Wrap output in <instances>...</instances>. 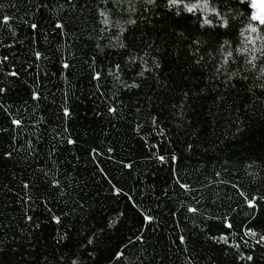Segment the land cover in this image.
Masks as SVG:
<instances>
[{"label": "trees", "instance_id": "obj_1", "mask_svg": "<svg viewBox=\"0 0 264 264\" xmlns=\"http://www.w3.org/2000/svg\"><path fill=\"white\" fill-rule=\"evenodd\" d=\"M98 2L88 0L85 7L79 0L76 8L52 13L40 5L64 0H0L5 5L0 25L6 14L16 32L13 37L4 25L0 34V59L10 57L0 64V79L13 66L19 70L13 99L5 102L13 116L24 117L13 140L17 126L0 108V129H6L0 131V224L8 226L0 230V264H69L73 259L77 264H250L248 254L264 259L260 246L246 252L237 239L247 227L260 232L264 223V170L256 167L264 163V90L255 87L264 80L214 79L209 48L195 42L204 34L195 29L181 34L183 28L152 12L127 26L120 40L126 49L109 47L118 29L101 35ZM33 15L40 21L37 30L30 27ZM56 16L66 21L64 29L56 28ZM234 38L230 30L220 39ZM35 51L47 59H36ZM131 55L148 60L152 71L146 78L137 76L143 64L130 61ZM235 67L223 71L230 74ZM95 71L101 72L98 80L92 78ZM134 79L140 88L124 89ZM33 90L40 94L36 100ZM113 99L117 111L108 113ZM64 106L71 115L63 114ZM69 138L75 143L68 144ZM6 151L12 156L4 157ZM154 154L169 160L162 164ZM172 154L176 161L170 160ZM41 169L61 185L25 189L23 183L31 184ZM182 183L190 185L187 192ZM113 186L122 191L116 194ZM25 194L33 197L32 222L23 220ZM196 201L199 212L189 213L186 205ZM145 214L154 219L144 220ZM52 216H60V222ZM111 220L117 223L108 227ZM26 225L34 233L30 241L18 238ZM100 230L94 250L86 240ZM117 251L122 258H116Z\"/></svg>", "mask_w": 264, "mask_h": 264}, {"label": "snow or ice", "instance_id": "obj_2", "mask_svg": "<svg viewBox=\"0 0 264 264\" xmlns=\"http://www.w3.org/2000/svg\"><path fill=\"white\" fill-rule=\"evenodd\" d=\"M88 0H85V7H87ZM111 4L112 7L109 8L108 5ZM162 5V7H161ZM44 8H48L50 12H62L65 7L70 6L71 8H76L79 6V0H64V3H60L58 5L50 6L48 3H44L40 5ZM97 7L99 23L101 25L99 31L101 35H104L109 32L110 29H118V32L115 36H112L109 40V47H119L122 49H126L127 45L125 43L120 42L121 37H123L128 31L129 28L127 26H135L138 24L140 20L145 19L144 14L152 12L154 15L159 14L160 18L166 21L168 24L173 26H179L183 28V33H188L191 29H195L197 32H202L204 35L197 41V44H201L204 47L209 48L207 53L208 59L214 61V74L213 78L219 80L222 75L226 76V80L224 82H228L233 80L234 77L240 76L244 81L253 80L261 81L264 80V3H258L257 0H251V5L247 4V0H99V2L95 5ZM5 5L0 4V9H3ZM249 12L251 15L249 17ZM11 19L8 15H3L4 25H7L9 31L13 37H15L16 32L15 29L8 24ZM195 21V23H188L189 21ZM184 21L183 24L180 22ZM25 25H29L28 20H24ZM40 21L36 19L35 15L32 16V22L30 23V27L33 30L38 29ZM66 21L61 19L59 16L55 18V26L58 29L65 28ZM4 25H0V34L3 33ZM235 32V38L231 41L229 39H223L221 41V37L226 35L229 31ZM215 33V35H213ZM205 36L207 37L205 39ZM135 38V32L132 31V37ZM116 41V43H113ZM99 48L100 45L98 44ZM151 47V46H149ZM103 51V48H101ZM147 55V53H145ZM34 57L36 59H47V57L43 56L42 52L35 51ZM10 57L8 55H4L2 59H0V64H3L5 61H8ZM128 59L132 62H136L138 59L142 62L143 68L141 71L137 73V76L144 79L145 73L148 71H152L149 67V62L144 58V56L137 57L136 55H131ZM152 64L155 69H159L161 65L159 64L156 57H152ZM204 60V57H201L200 60L196 61L197 64H200ZM64 67H69L67 61H62ZM236 65V67L231 71V73L224 72L225 66ZM6 68L7 65H4ZM116 70V80L118 82L121 81V77L119 75V71L121 69L120 64L114 65ZM135 71V69H132ZM2 71V70H0ZM112 67L109 68V74H112ZM20 75L19 70L15 69L13 66V70L4 72L3 79H0V108L4 110V112L8 113L9 116L12 117L11 125L17 126L16 135L12 137L13 140L17 139L20 134L21 125L23 123L24 117L20 116L19 112H17L16 116L12 115L11 108L12 105L6 103V100H12L13 96L10 95L13 89L17 87L18 81L17 77ZM101 77L100 71H95L93 75L94 80H98ZM140 83L134 79L132 82L124 83V89H139ZM255 87H258L261 90H264V83L256 84ZM97 88H100V85L97 84ZM251 91V88H249ZM39 93L35 90L31 91V99L36 100L39 97ZM103 95V93H101ZM185 97L187 93H184ZM107 99V98H106ZM110 106L107 107L108 113H115L117 111L115 99L109 101ZM122 104V102H119ZM140 109L137 108V111ZM63 114L65 116L71 115L70 109L67 106H64ZM181 111L183 112V105H181ZM100 115V113H97ZM19 116V118H17ZM152 122L155 124L156 116H152ZM0 131H6V129H0ZM195 135V133H193ZM39 139V137L37 138ZM28 145L32 144V141L29 139L27 141ZM68 144H74L75 141L71 138L67 140ZM191 147V145L189 146ZM15 151V149H13ZM32 151H36L32 149ZM55 151V148L52 149ZM109 152L112 151L111 148L108 149ZM92 152H96V149H92ZM13 154L12 151H6L3 153L4 157H11ZM39 153H37L38 155ZM51 155V153H49ZM155 158L159 160L162 164L169 160V157L165 155H157L154 154ZM171 161H176L177 157L175 154H172L170 157ZM255 164V161H253ZM128 166V165H125ZM257 168L264 170V163L257 164ZM219 175V173L217 174ZM50 171L40 170V174L36 175L32 180L31 184L28 181L23 183V187L28 189L31 187L33 191L38 190V186H43L45 184H49L52 187H59L61 185V180L56 178H51ZM181 188L185 189L186 192L190 189V185L187 183H182ZM113 190L116 194H119L122 190L119 188H115L113 186ZM244 195V193H240ZM19 195V194H18ZM246 202L249 206L253 205V200L246 199ZM34 205L32 195L25 194L23 195L21 207L24 211L23 220L27 222H32L34 219V213L32 212V208ZM187 211L189 213L196 214L199 212V201H196V206H193L191 203L186 205ZM235 211V210H233ZM120 215H123L122 213ZM172 215H176L175 212ZM144 220L152 221L154 219L151 215H144ZM52 220L57 221L58 223L61 220L60 216H52ZM116 220H111L108 224V227L116 224ZM223 223L227 225L228 228L232 227V224L228 222L227 219L223 220ZM39 223L32 224V228L38 229ZM6 225L0 224V230H3ZM261 231H256L253 227H247L244 231L243 237H237V239L241 240L242 245L246 246L245 251L251 252V250L257 246H260L262 250H264V223L260 225ZM27 225L24 228H20V233H24L25 235H21L18 238L22 241L27 239L31 240L34 233L31 231H26ZM104 230H100L98 234H94L93 237L87 238L86 243L93 247V249L98 248L99 241L102 239ZM67 237V234L60 237V240L63 241ZM141 241H143V236L137 237ZM223 238V237H222ZM251 238V243L249 239ZM180 242H185V236L181 235L179 237ZM79 245V241L76 242ZM4 242L0 240V249L3 248ZM241 245H234L239 249ZM116 258H122V253L117 251L115 253ZM246 260L250 262V264H264V259H258L253 254L246 255ZM25 264H29V262H25ZM31 264H41L39 260H35L31 262ZM46 264V262H45ZM69 264H77L75 259L70 260Z\"/></svg>", "mask_w": 264, "mask_h": 264}, {"label": "rangeland", "instance_id": "obj_3", "mask_svg": "<svg viewBox=\"0 0 264 264\" xmlns=\"http://www.w3.org/2000/svg\"><path fill=\"white\" fill-rule=\"evenodd\" d=\"M251 2V0H250ZM258 3H264V0H257Z\"/></svg>", "mask_w": 264, "mask_h": 264}]
</instances>
